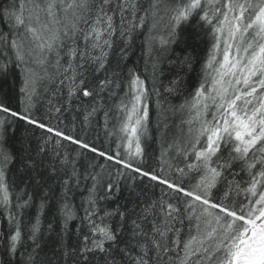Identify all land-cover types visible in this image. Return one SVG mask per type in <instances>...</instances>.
<instances>
[{"label":"snow or ice","instance_id":"snow-or-ice-1","mask_svg":"<svg viewBox=\"0 0 264 264\" xmlns=\"http://www.w3.org/2000/svg\"><path fill=\"white\" fill-rule=\"evenodd\" d=\"M0 24V264H264V0H7Z\"/></svg>","mask_w":264,"mask_h":264},{"label":"trees","instance_id":"trees-1","mask_svg":"<svg viewBox=\"0 0 264 264\" xmlns=\"http://www.w3.org/2000/svg\"><path fill=\"white\" fill-rule=\"evenodd\" d=\"M7 3V0H0V6H3L4 4ZM0 27H4L6 30V25L0 24ZM188 42L192 45V48L195 50V55L198 56L199 62H197L194 65L193 71L190 73L188 77V85L190 87L195 86L200 79V73H201V64L203 63V58L206 56L207 49L209 47V39L206 35L202 36H196L194 33H191L189 30L188 33ZM135 59V57H133ZM180 100H173L172 103H180ZM151 115L153 118H155V110L154 108L151 109ZM179 123V121H177ZM23 131V129H21ZM19 134V133H18ZM39 135V133H37ZM156 150L157 152L159 151V148L157 145L153 144L149 151Z\"/></svg>","mask_w":264,"mask_h":264}]
</instances>
